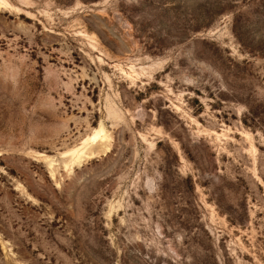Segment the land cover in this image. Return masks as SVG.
I'll return each instance as SVG.
<instances>
[{
  "label": "rangeland",
  "instance_id": "rangeland-1",
  "mask_svg": "<svg viewBox=\"0 0 264 264\" xmlns=\"http://www.w3.org/2000/svg\"><path fill=\"white\" fill-rule=\"evenodd\" d=\"M0 264H264V0H0Z\"/></svg>",
  "mask_w": 264,
  "mask_h": 264
},
{
  "label": "bare ground",
  "instance_id": "bare-ground-1",
  "mask_svg": "<svg viewBox=\"0 0 264 264\" xmlns=\"http://www.w3.org/2000/svg\"><path fill=\"white\" fill-rule=\"evenodd\" d=\"M7 87V86H6ZM101 129H99L96 133H95V135H94V137L90 140L92 143L93 142H99V141H102V138H101ZM65 155H68V153L67 154H65ZM69 155L70 156H73V159H72V161L74 162V161H76V158H77V156H78V152H76L75 153V151H73V152H71V153H69Z\"/></svg>",
  "mask_w": 264,
  "mask_h": 264
}]
</instances>
